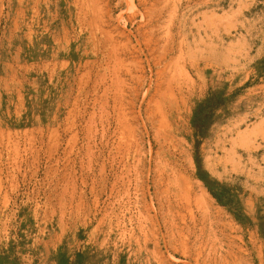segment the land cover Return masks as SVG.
<instances>
[{"label": "rangeland", "instance_id": "374dc122", "mask_svg": "<svg viewBox=\"0 0 264 264\" xmlns=\"http://www.w3.org/2000/svg\"><path fill=\"white\" fill-rule=\"evenodd\" d=\"M37 1L0 0V264H264V0Z\"/></svg>", "mask_w": 264, "mask_h": 264}, {"label": "trees", "instance_id": "16d2710c", "mask_svg": "<svg viewBox=\"0 0 264 264\" xmlns=\"http://www.w3.org/2000/svg\"><path fill=\"white\" fill-rule=\"evenodd\" d=\"M230 102V98L226 95L225 89L210 91L205 98L196 104L192 118L191 126L194 132L195 152H198V145L203 139L209 128L218 118L217 113L225 110ZM195 165L197 168L198 178L204 182L210 195L221 205L227 207L229 213L237 220L243 217L239 203H232L230 198L233 196L228 192L229 190L217 185L215 182L208 180V175L202 170L201 161L198 153H195Z\"/></svg>", "mask_w": 264, "mask_h": 264}, {"label": "bare ground", "instance_id": "6f19581e", "mask_svg": "<svg viewBox=\"0 0 264 264\" xmlns=\"http://www.w3.org/2000/svg\"><path fill=\"white\" fill-rule=\"evenodd\" d=\"M78 1H79V0H78ZM27 2H28V1H27ZM33 2H34V1H33ZM37 2H39V0H38ZM37 2H36V3H37ZM25 3H26V2H24V4H25ZM43 3H44V2H43ZM49 3H50V2H49ZM70 3H71V2H70ZM72 3H73V2H72ZM75 3H76V2H75ZM20 4H21V3H20ZM22 4H23V3H22ZM45 4H46V3H45ZM78 4H79V3H78ZM85 5H86V4H85ZM46 6H47V5H46ZM80 6H81V5H80ZM19 7H20V6H19ZM24 7H25V6H24ZM30 7H31V6H30ZM43 8H44V7H43ZM80 8H81V7H80ZM23 9H24V8H23ZM25 10H26V9H25ZM27 10H28V9H27ZM30 10H31V8H30ZM31 11H32V10H31ZM39 12H40V11H39ZM30 15H31V13H30ZM37 15H38V14H37ZM28 17H29V16H28ZM30 17H31V16H30ZM36 17H37V16H36ZM22 19H23V18H22ZM22 19H21V21H22ZM27 20H28V19H27ZM31 22H32V21H31ZM29 23H30V20H29ZM30 27H31V26H30ZM27 29H28V28H27ZM30 30H31V29H30ZM30 30H29V32H32V31H30ZM90 31H91V30H90ZM29 32H28V33H29ZM92 35H93V34H92ZM29 36H30V35H29ZM20 44H21V42H20ZM20 44H19V45H20ZM34 47H35V46H34ZM27 48H28V47H27ZM19 49H20V48H19ZM34 49H35V48H34ZM32 50H33V49H32ZM32 50H31V51H32ZM31 51H30V52H31ZM32 52H33V51H32ZM34 52H35V51H34ZM41 52H42V51H41ZM47 53H48V52H47ZM36 54H37V53H36ZM34 55H35V54H34ZM25 57L27 58V56H25ZM43 57H44V56H43ZM26 58H25V59H26ZM30 68H31V66H30ZM27 71H28V70H27ZM106 91H107V90H106ZM118 93H119V92H118ZM120 93H121V92H120ZM121 94H122V93H121ZM122 95H123V94H122ZM117 97H118V96H117ZM108 99H109V98H108ZM108 101H109V100H108ZM110 101H111V100H110ZM119 101H120V99H119ZM108 107H109V106H108ZM120 108H121V107H120ZM120 115H121V113H120ZM122 117H123V116H122ZM121 119H122V118H121ZM110 120H111V119H110ZM111 122H112V121H111ZM117 123H118V125H119L120 122H117ZM154 125H155V124H154ZM175 168H176V167H175ZM166 169H167V168H166ZM166 169H164V170H166ZM162 171H163V170H162ZM163 172H164V171H163ZM164 175H165V174H164ZM167 175H168V174H167ZM181 176H182V175H181ZM159 178H160V177H159ZM164 178H165V177H164ZM154 179H155V178H154ZM179 179H180V178H179ZM155 181H156V180H155ZM169 182H170V181H169ZM159 183H160V182H159ZM176 183H178V182H176ZM179 183H180V182H179ZM179 183H178V184H179ZM155 184H156V183H155ZM155 184H154V186H155ZM160 184H161V183H160ZM181 184H183V182H182V178H181ZM184 184H186V183H184ZM161 186H162V184H161ZM168 186H169V184H168ZM170 186H171V185H170ZM173 186H174V185H173ZM162 187H163V186H162ZM171 187H172V186H171ZM176 187H177V186H176ZM178 187H179V186H178ZM183 187H185V186L183 185ZM154 188H155V187H154ZM156 188H157V186H156ZM181 188H182V187H181ZM181 188H180V189H181ZM186 188H187V187H186ZM170 189H171V188H170ZM177 189H178V188H177ZM183 189H184V188H183ZM162 190H163V189H162ZM172 190H173V189H172ZM174 190H176V189H174ZM157 191H158V190H157ZM178 191H179V190H178ZM155 192H156V191H155ZM155 192H154V193H155ZM171 193H172V192H171ZM174 194H177V193H174ZM174 194H173V195H174ZM142 195H143V194H142ZM156 195H157V194H156ZM169 196H170V195H169ZM187 196H188V195H187ZM178 197H179V196H178ZM155 198H156V197H155ZM170 199H171V198H170ZM177 199H178V198H177ZM157 201H158V200H157ZM170 201H171V200H170ZM161 203H162V202H161ZM146 205H147V204H146ZM151 207H152V206H151ZM147 208H148V207H147ZM182 209H183V208H182ZM158 210H159V209H158ZM155 211H156V209H155ZM177 213H178V212H177ZM145 214H147V212H146ZM147 215H148V214H147ZM178 215H179V214H178ZM178 215H177V216H178ZM158 217H159V216H158ZM179 218H180V217H179ZM179 218H178V219H179ZM148 219H149V218H148ZM150 219H151V218H150ZM180 219H181V218H180ZM182 220H184V219H182ZM148 221H149V220H148ZM156 221H157V220H156ZM164 221H165V220H164ZM164 223H165V222H164ZM185 223H186V222H185ZM158 224H159V223H158ZM164 226H165V225H164ZM194 226H195V225H194ZM161 227H162V226H161ZM189 227H190V226H189ZM164 228H166V227H164ZM160 229H161V228H160ZM166 229H167V228H166ZM197 230H198V229H197ZM157 232H158V231H157ZM183 232H185V231H183ZM195 232H197V231H195ZM165 233H166V232H165ZM162 235H163V234H162ZM162 235H161V236H162ZM171 236H172V235H171ZM190 236H191V235H190ZM152 237H153V236H152ZM173 237H174V236H173ZM175 238H176V237H175ZM190 238H191V237H190ZM190 238H189V239H190ZM158 239H159V238H158ZM184 239H185V235H184ZM151 240H152V239H151ZM181 240H182V242L184 241V240L182 239V237H181ZM191 240H192V239H191ZM202 240H203V239H202ZM156 242H157V241H156ZM159 242H160V241H159ZM148 243H149V242H148ZM193 243H194V242H193ZM208 243H209V242L207 241V244H208ZM158 244H159V243H158ZM178 244H179V243H178ZM167 245H168V244H167ZM180 245H181V244H180ZM145 246H146V245H145ZM154 246H155V245H154ZM174 246H175V245H174ZM200 246H202V245H200ZM167 247H168V246H167ZM182 247H184V246L182 245ZM211 247H212V246H211ZM153 248H154V247H153ZM175 248H176V247H175ZM200 248H201V247H200ZM205 248H206V247H205ZM143 249H144V248H143ZM154 249H155V248H154ZM182 249L185 250V248H182ZM171 250H172V248H171ZM191 250H193V249H191ZM195 250H196V249H195ZM185 251H186V250H185ZM196 251H198V249H197ZM205 251H206V250H205ZM218 251H219V250H218ZM180 252H183V251H181V249H180ZM189 252H190V250H189ZM199 253H200V252H198V255H199ZM201 253H202V252H201ZM181 254L184 255V252L181 253ZM193 254H196V252L193 253ZM203 254H204V253H203ZM186 255H187V254H186ZM198 255H197V256H198ZM189 256H190V255H189ZM189 256H188V257H189ZM195 256H196V255H195ZM199 256H200V255H199ZM204 256H205V255H204ZM215 256H217V255H215ZM215 256H214V257H215ZM220 256H221V255H220ZM224 256H225V255H224ZM202 257H203V256H202ZM210 257H212V256H210ZM217 257H218V256H217ZM171 258H172V257H171ZM171 258H170V260H171ZM193 258H195V257H193ZM222 258H223V257H222ZM202 259H203V258H202ZM223 259H224V258H223ZM193 260H195V259H193ZM207 260H208V259H207ZM210 260H211V258H210ZM189 261H190V260H189ZM215 261L217 262L218 260H215ZM215 261H214V262H215ZM221 261H222V260H221ZM223 261H224V260H223ZM225 261H226V260H225ZM225 261H224V262H225ZM234 261H235V260H234ZM168 262H169V261H168ZM194 262H195V261H193V263H194ZM203 262H204V261H203ZM203 262H202V263H203ZM216 262H215V263H216ZM228 262H229V261H228ZM232 262H233V261H232ZM161 263H162V262H161ZM188 263H189V262H188ZM190 263H191V262H190ZM199 263H201V262H199ZM208 263H209V262H208ZM210 263H211V261H210ZM210 263H209V264H210ZM212 263H213V262H212ZM218 263H220V262L218 261ZM221 263H223V262H221ZM233 263H234V262H233ZM197 264H198V263H197ZM203 264H205V263H203ZM213 264H214V263H213ZM226 264H227V262H226Z\"/></svg>", "mask_w": 264, "mask_h": 264}]
</instances>
